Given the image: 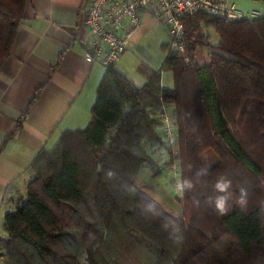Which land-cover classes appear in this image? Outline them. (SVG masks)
Returning <instances> with one entry per match:
<instances>
[{
	"label": "trees",
	"instance_id": "obj_1",
	"mask_svg": "<svg viewBox=\"0 0 264 264\" xmlns=\"http://www.w3.org/2000/svg\"><path fill=\"white\" fill-rule=\"evenodd\" d=\"M28 3L0 0V68ZM185 26L192 63L167 51L173 89L162 88L160 73L137 88L108 68L88 127L40 152L23 207L4 218L7 264H264V17L199 14ZM209 27L216 45L203 33ZM164 109L176 118L183 214L141 177L154 165L147 147L173 154ZM209 151L218 161L207 169ZM221 178L231 182L226 192L215 188ZM221 196L226 214L215 208ZM199 200L208 214L197 218Z\"/></svg>",
	"mask_w": 264,
	"mask_h": 264
},
{
	"label": "crops",
	"instance_id": "obj_2",
	"mask_svg": "<svg viewBox=\"0 0 264 264\" xmlns=\"http://www.w3.org/2000/svg\"><path fill=\"white\" fill-rule=\"evenodd\" d=\"M227 1L243 11L264 12V0ZM91 2L29 0L0 68V240L7 236L5 216L26 201L40 152L52 150L64 132L84 130L91 121L107 71L85 60L89 34L80 11ZM203 31L207 34V28ZM169 41L167 27L145 14L114 68L137 88L160 73L162 88L173 89V72L165 68Z\"/></svg>",
	"mask_w": 264,
	"mask_h": 264
},
{
	"label": "built area",
	"instance_id": "obj_3",
	"mask_svg": "<svg viewBox=\"0 0 264 264\" xmlns=\"http://www.w3.org/2000/svg\"><path fill=\"white\" fill-rule=\"evenodd\" d=\"M80 12L89 34L85 60L105 68L120 63L127 50V39L143 23L145 14H151L156 22L167 27L168 52L186 55V65L192 63L185 39L187 20L199 14L226 22L264 17V12L243 11L227 0H92ZM174 118L164 109L162 135L176 148Z\"/></svg>",
	"mask_w": 264,
	"mask_h": 264
},
{
	"label": "rangeland",
	"instance_id": "obj_4",
	"mask_svg": "<svg viewBox=\"0 0 264 264\" xmlns=\"http://www.w3.org/2000/svg\"><path fill=\"white\" fill-rule=\"evenodd\" d=\"M204 35H207L209 37V42L211 44H218L219 37L214 28H207V34L204 33ZM197 52L198 54L195 59L200 64H204L207 61V49H199ZM174 120H176V118H174ZM112 137L113 132L110 133L107 139V144L101 150V154H104L106 152L108 144L111 142ZM147 150L148 154L152 157L154 165H146L143 168L141 172V177L143 181H145L173 211L183 214L184 204L182 203V200L184 199V194L182 193L181 181L182 158H180L179 147H177V145L176 148L172 146L173 154H168L166 151L159 149L158 146H149L147 147ZM203 161L205 167L207 169H210L217 163L218 159L214 153L209 151L204 154ZM24 203L25 201L23 200L22 203H20L18 209L22 208ZM197 205H199L202 210L199 209L195 212L197 213L196 217H205L208 214V211H205L206 203L199 200L197 201ZM3 253L4 249L1 241L0 264H7L6 258L3 256Z\"/></svg>",
	"mask_w": 264,
	"mask_h": 264
},
{
	"label": "clouds",
	"instance_id": "obj_5",
	"mask_svg": "<svg viewBox=\"0 0 264 264\" xmlns=\"http://www.w3.org/2000/svg\"><path fill=\"white\" fill-rule=\"evenodd\" d=\"M230 186H231V182L230 181H227L224 178H221V180L219 182H217V184L215 185V188L219 192H226L227 189L230 188ZM243 195H244V193L242 192V199L240 200L241 204L244 203ZM215 208L220 214H226L227 213L228 208L226 207V199H225V197L221 196V197H217L216 198V200H215Z\"/></svg>",
	"mask_w": 264,
	"mask_h": 264
},
{
	"label": "bare ground",
	"instance_id": "obj_6",
	"mask_svg": "<svg viewBox=\"0 0 264 264\" xmlns=\"http://www.w3.org/2000/svg\"><path fill=\"white\" fill-rule=\"evenodd\" d=\"M108 69V68H107Z\"/></svg>",
	"mask_w": 264,
	"mask_h": 264
}]
</instances>
